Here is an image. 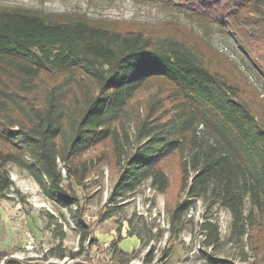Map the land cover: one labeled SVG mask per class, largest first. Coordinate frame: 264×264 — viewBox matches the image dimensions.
Segmentation results:
<instances>
[{"label":"trees","instance_id":"16d2710c","mask_svg":"<svg viewBox=\"0 0 264 264\" xmlns=\"http://www.w3.org/2000/svg\"><path fill=\"white\" fill-rule=\"evenodd\" d=\"M164 1L231 33L264 73V54L258 59L246 40L264 39V0ZM145 89L131 134L133 99ZM102 143L107 151L90 154ZM173 153L180 156L182 187L226 207L233 234L258 252L264 246V118L240 82L173 31L123 27L85 12L0 7L1 197L14 185L9 162L27 168L48 196L71 209L78 199L67 193L65 176L85 184L103 160L119 170L110 201L146 179L165 191L170 181L161 162ZM183 207L178 201L174 216ZM77 223L82 239L73 258L89 234V225ZM210 224L204 222L207 230ZM219 238L217 231L209 242ZM119 240L113 243L118 264H128L135 254L119 248ZM152 259L151 252L144 257Z\"/></svg>","mask_w":264,"mask_h":264},{"label":"rangeland","instance_id":"374dc122","mask_svg":"<svg viewBox=\"0 0 264 264\" xmlns=\"http://www.w3.org/2000/svg\"><path fill=\"white\" fill-rule=\"evenodd\" d=\"M2 6L85 12L92 18L117 20L123 27L184 35L199 44L213 66L241 83L264 118V73L231 33L177 5L164 0H0ZM246 38L262 60L264 39ZM148 94L145 89L133 99L126 123L131 134L132 119L145 106ZM108 147L102 143L90 154L107 151ZM98 164L85 184L78 185L65 176L67 193L78 199L71 209L48 196L27 168L8 163L14 185L8 196H0V264H6L5 259L10 256L25 260L26 264H118L113 243L120 237L118 247L135 254L128 264H218L215 260L221 258L234 264H264V246L254 252L245 236L238 238L233 234L232 216L226 207L207 196H190L182 187L178 153L161 162L170 181L165 191H158L146 179L134 191L113 201L109 195L119 170L106 160ZM178 201L184 207L174 216ZM77 219L89 225V234L81 253L73 258L82 239ZM206 220L211 221L208 230L204 226ZM217 231L220 238L211 244ZM31 238L36 247L30 249L26 245ZM148 252L153 259L145 263Z\"/></svg>","mask_w":264,"mask_h":264},{"label":"built area","instance_id":"2783aa9c","mask_svg":"<svg viewBox=\"0 0 264 264\" xmlns=\"http://www.w3.org/2000/svg\"><path fill=\"white\" fill-rule=\"evenodd\" d=\"M87 217L90 218L91 216H90V215H87ZM26 246H28V247H36V246H35V243H34V241H33L32 238L28 241V243H27ZM10 257H15V258H17L16 256H10ZM18 259H20V258H18ZM85 263H87V262L85 261Z\"/></svg>","mask_w":264,"mask_h":264},{"label":"bare ground","instance_id":"6f19581e","mask_svg":"<svg viewBox=\"0 0 264 264\" xmlns=\"http://www.w3.org/2000/svg\"><path fill=\"white\" fill-rule=\"evenodd\" d=\"M28 248H30V249H31V248H34V247H28Z\"/></svg>","mask_w":264,"mask_h":264}]
</instances>
